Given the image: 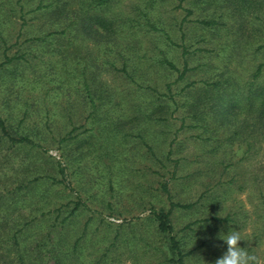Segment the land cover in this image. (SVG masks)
<instances>
[{
    "label": "rangeland",
    "instance_id": "374dc122",
    "mask_svg": "<svg viewBox=\"0 0 264 264\" xmlns=\"http://www.w3.org/2000/svg\"><path fill=\"white\" fill-rule=\"evenodd\" d=\"M37 1L0 0V116L11 134L41 145L0 130V264H171L170 233L148 210L169 201L190 203L169 211L182 264H215L230 230L264 264V127L250 126L264 125L257 101L229 120L209 111L214 93L193 104L204 80L226 76L222 95L240 103L264 92V0L242 9L236 0H58V15L30 9ZM80 6L112 26L74 23L57 42L37 38L76 22ZM161 55L185 65L180 78L159 67ZM83 65L100 94L94 113L74 75ZM167 82L186 102L157 120L150 111L169 104Z\"/></svg>",
    "mask_w": 264,
    "mask_h": 264
},
{
    "label": "trees",
    "instance_id": "16d2710c",
    "mask_svg": "<svg viewBox=\"0 0 264 264\" xmlns=\"http://www.w3.org/2000/svg\"><path fill=\"white\" fill-rule=\"evenodd\" d=\"M58 0H47V1H43V0H38L37 3L30 9H34V10H39L40 12H46L49 14H55L58 15V13H62L64 12V8H65V2H62L61 4L57 3ZM95 1V5H102L105 2H107L108 0H92ZM245 1H249V0H236V5L241 7L240 9H242V7H244L245 5ZM72 8V12H75V9ZM85 8V7H84ZM76 10L78 12H80L81 14L79 15V17L76 19V22H73V19L68 18V21L64 23V26L60 29H50L47 30L45 33H43L44 35L42 36H38L37 38L39 40H41L42 42L45 43H52V42H57V39L61 38L65 33H66V28H69V26L71 24H77L81 30H83V28H89L90 30V26L92 24V22L96 25V27H98L99 29H106L109 26H112L111 22L112 20L109 19V17H105L104 15L95 12V13H88L87 11H83L81 10V6L80 8H76ZM86 10V9H85ZM78 14V13H77ZM201 21H203L204 23H214V19H201ZM98 28H93L92 30L94 31H100ZM68 32V30H67ZM95 33V32H94ZM163 33V38L168 41V43H172V40L169 38V34H167L166 32H162ZM66 49V48H65ZM67 50V49H66ZM66 52V51H65ZM71 52H66L64 53L65 56H67V54H69V57L71 56L70 54ZM6 56V55H5ZM11 57L6 56L5 60H9ZM71 58V57H70ZM78 58V57H77ZM73 63H77L76 61L72 60ZM156 63L159 65V67L163 68L164 67L166 69H174L175 71H177V78H180L183 74V71L185 70V65H183V68L178 69L175 64L173 63V61L171 59L166 58L164 55H161L159 58L156 59ZM260 66L261 63H258L256 65V71L255 74H257L260 71ZM122 70L126 71V73L132 77V75L134 74V71L128 70L126 69L127 67V63H122L121 65ZM85 65L81 66L80 70H75L74 71V75L75 78L78 80V83L81 84L80 86H82V88L84 89L85 93V97H86V102L88 104V107H90V112L94 113L96 112V110H98V104L95 101L98 100V98L100 97V94L98 92L94 94L92 92H90V90L88 89L89 86V82L87 80L86 76V69H85ZM132 82H134L135 84L140 85L139 82L135 81L134 79H131ZM238 79H236L237 82ZM225 81H231L230 76H226L224 78H218V79H213L211 81H207L204 80L203 84H205L206 88L204 89H200L199 91H202L200 94H196L193 98V100L195 99V103L193 104H197L199 101H204L205 97L207 99H209L210 97H214L213 102H210V109L209 111L213 112L217 109L216 113L219 116H222L221 118L224 119L226 118V120H229L230 117L235 116V114H237L238 112L243 113V111H245V109H252L250 106L252 105L253 101H257L256 104H258V106L255 107L256 111H257V116L259 118V120H263L264 118V92L260 91L258 93H255L252 98L250 99V95L249 92H247L245 95H242V91H240V89L237 86L236 92L238 94L241 93V95L243 96L244 99H246L247 101H244L243 103H240V101H238V97L237 94L232 95V91H228L227 93H229V95L231 97H226L224 94L222 95V93L225 91V85L223 84ZM192 83V81L187 82L188 85H190ZM222 83V84H221ZM221 84V85H220ZM238 84V83H237ZM166 88L168 89L169 93L167 94V97L169 98L168 100L170 101L169 104L167 103V105H163L164 103H159L158 105H155L152 107L150 113L151 116H155L154 119L156 118L157 120H164L163 116L160 115L161 113H165L166 112H171L173 109H175L177 106H184L186 101H181L180 103L177 102V100L172 98V93L170 92V87H169V83H165ZM186 86V83H185ZM209 90V91H206ZM219 90V93L217 92ZM223 92H222V91ZM216 91V92H215ZM226 92V91H225ZM224 92V93H225ZM209 93H214L212 96L208 97ZM163 95H165L164 93H162ZM226 94V93H225ZM226 98V99H225ZM217 100V101H216ZM173 104L175 107H173ZM176 104V105H175ZM189 105V102L187 103V106ZM215 115V114H213ZM239 115V113H238ZM263 116V118H262ZM71 115H68V119L70 118ZM5 119L2 118L0 116V130H1V135L4 136L5 138H7L10 142L13 143H28L30 145H36V146H41L37 141H35L34 139H32L31 137H29L26 134H17V135H13L9 132V130L7 129V127L5 126ZM199 125V124H197ZM251 127H264V125H250ZM69 137L68 133L66 136H62V139L65 140ZM61 139V140H62ZM170 151V150H169ZM56 171L59 172V174L61 175V180L66 178V166L63 165L59 160L56 161ZM51 180H55V178H53L51 175H49ZM60 180V179H59ZM66 184L68 185V182H66ZM161 188L164 191H167V187L164 181H161ZM169 205L171 206H181V207H188L190 205V203H178V202H173V201H169ZM170 207L167 209H164L163 207L159 206H150L149 207V213L152 215V217L156 220V226L157 229L161 232H169V246L171 248V250L175 253V258H173L172 263L171 264H182V260H183V252L181 251L180 245L178 240L175 238V236L173 234H171V230H172V226L170 223V219H169V211H170Z\"/></svg>",
    "mask_w": 264,
    "mask_h": 264
},
{
    "label": "clouds",
    "instance_id": "9594fccd",
    "mask_svg": "<svg viewBox=\"0 0 264 264\" xmlns=\"http://www.w3.org/2000/svg\"><path fill=\"white\" fill-rule=\"evenodd\" d=\"M226 242L227 248L223 255L216 259L215 264H262V261L247 247H241L239 242L246 240L242 231L230 230L221 236Z\"/></svg>",
    "mask_w": 264,
    "mask_h": 264
}]
</instances>
